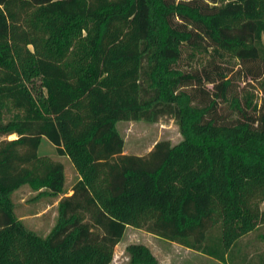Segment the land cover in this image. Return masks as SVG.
I'll use <instances>...</instances> for the list:
<instances>
[{
	"label": "trees",
	"instance_id": "trees-1",
	"mask_svg": "<svg viewBox=\"0 0 264 264\" xmlns=\"http://www.w3.org/2000/svg\"><path fill=\"white\" fill-rule=\"evenodd\" d=\"M182 47L236 58L260 79L258 106L222 71L179 67ZM161 116L177 141L123 151L117 120ZM42 137L73 165L70 193ZM23 184L56 199L45 234L14 211ZM263 223L264 0H0V264H108L126 225L218 264H264L240 243ZM124 251L158 264L142 242Z\"/></svg>",
	"mask_w": 264,
	"mask_h": 264
},
{
	"label": "rangeland",
	"instance_id": "rangeland-1",
	"mask_svg": "<svg viewBox=\"0 0 264 264\" xmlns=\"http://www.w3.org/2000/svg\"><path fill=\"white\" fill-rule=\"evenodd\" d=\"M177 65L183 69L198 71L201 76H203L202 68H204L210 71L212 75H215V78L217 76L215 72L222 71L226 74L225 77L230 79L229 89L235 91L238 95L249 96L253 102H256L257 106L262 98V90L259 85L260 79L250 78L236 58L226 55L210 56L205 52L191 54L188 48L182 47ZM196 88L194 84L187 86V89L197 93ZM201 88L206 93H209L213 86L212 83H206L202 79ZM220 104V110L224 117L228 118L231 115L235 117L233 113L230 114L228 112L225 104ZM116 127L124 139V152L140 154L146 152L153 141L158 138H168L171 142H175L180 138L177 125L169 116H161L153 122L141 119H119L116 121ZM14 136L15 134L11 133L6 135V138ZM51 151L55 152L54 145L45 137H42L39 141L37 152L48 154ZM51 156L63 163L65 186L68 188L76 177L75 170L65 155L54 153ZM35 192L26 184L17 188L14 191V211L26 214L27 217L23 220L24 223L35 229L37 233L45 234L53 222L55 205H51L50 201L47 202L49 199L47 196L31 198ZM260 206L262 207L263 204ZM41 208L45 209L37 213ZM35 212L36 214H34ZM260 232H264V223L240 238L241 248L249 252L254 250L264 251V239L258 237ZM128 242L146 244L155 255L158 264H218L205 254L195 253L196 251L188 247H183L174 241H169L133 226L124 228L120 240L113 247L112 259L109 264H127V254L124 251V245Z\"/></svg>",
	"mask_w": 264,
	"mask_h": 264
},
{
	"label": "crops",
	"instance_id": "crops-1",
	"mask_svg": "<svg viewBox=\"0 0 264 264\" xmlns=\"http://www.w3.org/2000/svg\"><path fill=\"white\" fill-rule=\"evenodd\" d=\"M54 153H56V151L55 152H53V151H51L50 153H48V155H53ZM43 154H45V153H43ZM66 157V156H65ZM68 159V158H67ZM68 161H69V163H70V165L72 166V168H73V165H72V163H71V161L68 159ZM74 169V168H73ZM70 185H69V187L67 188V192L68 193H70ZM54 201V202H53ZM52 202H51V205H55V203H56V199L55 200H53ZM47 203V202H46ZM46 203H44V204H46ZM50 204V203H49ZM44 206V205H43ZM45 208H41V209H39V211L37 212V213H40L41 211H43ZM17 215H18V218H21L22 220H25V218L27 217L26 216V214H24V213H16ZM34 214H36V212L34 213ZM27 225V224H26ZM126 226H129V225H126ZM125 226V227H126ZM35 230V229H34ZM173 242V241H172ZM178 244V243H177ZM183 246V245H182ZM183 247H185V246H183ZM187 248V247H186ZM193 250V249H192ZM193 251H196V250H193ZM195 253H199V254H201L200 252H198V251H196ZM201 255H204L203 253L201 254ZM211 258V257H210ZM212 260H214V261H216L215 259H213V258H211ZM110 263V262H109ZM108 263V264H109ZM216 263H218L217 261H216Z\"/></svg>",
	"mask_w": 264,
	"mask_h": 264
}]
</instances>
